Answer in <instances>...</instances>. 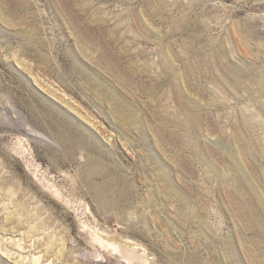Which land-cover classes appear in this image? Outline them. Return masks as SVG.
I'll use <instances>...</instances> for the list:
<instances>
[{
  "label": "rangeland",
  "instance_id": "1",
  "mask_svg": "<svg viewBox=\"0 0 264 264\" xmlns=\"http://www.w3.org/2000/svg\"><path fill=\"white\" fill-rule=\"evenodd\" d=\"M0 264H264V0H0Z\"/></svg>",
  "mask_w": 264,
  "mask_h": 264
}]
</instances>
